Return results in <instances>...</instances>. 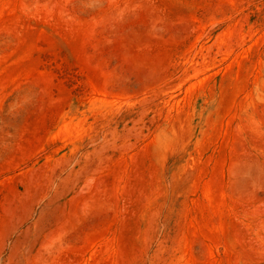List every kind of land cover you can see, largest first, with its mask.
<instances>
[{"label": "rangeland", "instance_id": "1", "mask_svg": "<svg viewBox=\"0 0 264 264\" xmlns=\"http://www.w3.org/2000/svg\"><path fill=\"white\" fill-rule=\"evenodd\" d=\"M0 264H264V0H0Z\"/></svg>", "mask_w": 264, "mask_h": 264}]
</instances>
